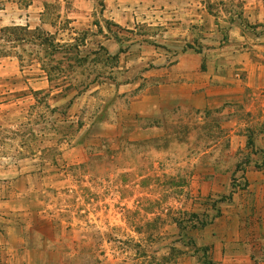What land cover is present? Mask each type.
<instances>
[{"label": "rangeland", "instance_id": "rangeland-1", "mask_svg": "<svg viewBox=\"0 0 264 264\" xmlns=\"http://www.w3.org/2000/svg\"><path fill=\"white\" fill-rule=\"evenodd\" d=\"M156 32L112 29L111 56L92 32L89 44L20 47L8 40L24 33L0 32V64L19 48L29 55L17 64L35 60L52 80L49 90L0 87V164L45 163L53 203L69 206L57 220L75 226L59 264H221L217 243L264 259V90L222 104L158 97L144 44L171 65L176 49L141 38Z\"/></svg>", "mask_w": 264, "mask_h": 264}, {"label": "crops", "instance_id": "crops-1", "mask_svg": "<svg viewBox=\"0 0 264 264\" xmlns=\"http://www.w3.org/2000/svg\"><path fill=\"white\" fill-rule=\"evenodd\" d=\"M263 26L264 0H0V32L13 27L42 31L63 44H89L86 34L92 32L110 56L119 51L112 29L131 34L156 29L141 38L172 45L175 62L168 61V51L145 43L141 59L156 65L147 75L160 78L158 97L169 94L174 102L188 98L192 104L201 99L222 104L264 90ZM195 42H202L203 51L189 47ZM15 50L0 64V87L51 89L49 71L35 60L17 64L29 54ZM126 68L134 71V61ZM260 99L264 102V96ZM46 168L38 155L0 164V264H59L55 250L62 233L75 226L58 222L69 206L53 203L57 197L48 192ZM215 258L221 264H264L222 243L216 244Z\"/></svg>", "mask_w": 264, "mask_h": 264}, {"label": "trees", "instance_id": "trees-1", "mask_svg": "<svg viewBox=\"0 0 264 264\" xmlns=\"http://www.w3.org/2000/svg\"><path fill=\"white\" fill-rule=\"evenodd\" d=\"M4 31H9L11 33H24L23 35H16V37L12 38V39H9L8 42H13V43H22L23 41H30V40H33V39H36V40H43V42L45 43H51L56 41L55 38L49 34H46L45 32H42V31H34V32H30L28 29L26 28H5V29H2L1 32H4ZM191 47V46H189ZM203 264H213V262L209 261V260H205L203 262Z\"/></svg>", "mask_w": 264, "mask_h": 264}]
</instances>
